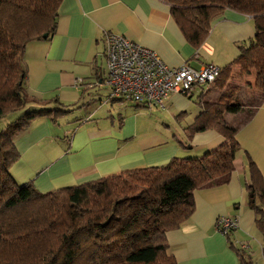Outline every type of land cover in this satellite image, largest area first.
I'll use <instances>...</instances> for the list:
<instances>
[{
  "label": "crops",
  "instance_id": "0c3cea01",
  "mask_svg": "<svg viewBox=\"0 0 264 264\" xmlns=\"http://www.w3.org/2000/svg\"><path fill=\"white\" fill-rule=\"evenodd\" d=\"M107 33L155 52L171 68L214 64L221 69L238 57L241 48L256 42L252 18L231 9H224L194 46L163 0H62L53 34L30 41L24 50L28 112L50 113L35 116L13 140L18 159L10 173L18 184L44 194L126 171L162 167L173 159L200 158L226 142L216 129L191 134L209 85L196 86L187 96L169 94L163 108L109 98ZM238 74L245 76L238 97L259 100L254 74L242 72L239 65L231 67L222 89L241 79ZM192 98L196 108L190 106ZM230 98L235 99L232 94ZM130 108L137 111L130 113ZM237 116L241 114H226L224 120L231 123ZM235 126L239 150L230 178L223 185L194 189L192 213L164 234L175 264H242L241 256L251 264L256 245L264 257V242L255 239L256 214L246 192L251 165L264 179V97L251 117ZM221 216L237 219L228 236L216 230ZM243 243L247 250L241 249Z\"/></svg>",
  "mask_w": 264,
  "mask_h": 264
},
{
  "label": "trees",
  "instance_id": "16d2710c",
  "mask_svg": "<svg viewBox=\"0 0 264 264\" xmlns=\"http://www.w3.org/2000/svg\"><path fill=\"white\" fill-rule=\"evenodd\" d=\"M163 1L194 46L224 9L252 18L256 42L241 48L238 57L220 69L217 80L227 79L231 67L239 65L242 72L254 74L258 103L242 109L230 95L222 96L225 104L204 101L191 134L216 129L226 142L200 158L173 159L162 167L126 171L44 194L18 184L10 173L18 159L15 136L35 116L50 113L27 112L0 132V264H175L164 243L165 232L192 213L194 189L223 185L230 178L239 150L237 127L223 115L244 114L246 122L264 97V0ZM61 2L0 0V118L30 102L23 95L24 50L30 41L53 34ZM255 167H249L246 192L264 242V179ZM99 185L104 188L98 192ZM241 260L249 264L243 256Z\"/></svg>",
  "mask_w": 264,
  "mask_h": 264
},
{
  "label": "built area",
  "instance_id": "2783aa9c",
  "mask_svg": "<svg viewBox=\"0 0 264 264\" xmlns=\"http://www.w3.org/2000/svg\"><path fill=\"white\" fill-rule=\"evenodd\" d=\"M106 58L105 83L109 98L136 105L163 108L169 94L188 95L196 86L210 85L220 75V68L206 64L194 69L184 64L177 68L165 65L157 54L119 35L104 37ZM237 219L218 217L216 230L228 236L236 229ZM246 243L241 249L247 250Z\"/></svg>",
  "mask_w": 264,
  "mask_h": 264
},
{
  "label": "rangeland",
  "instance_id": "374dc122",
  "mask_svg": "<svg viewBox=\"0 0 264 264\" xmlns=\"http://www.w3.org/2000/svg\"><path fill=\"white\" fill-rule=\"evenodd\" d=\"M238 76L241 77V79H236L234 82H231L229 84V87L226 90L225 89L224 90L222 89L223 86L221 87V83L224 84L229 77H227V79H225L224 81L217 80L214 83L210 84L209 85L210 86L209 91L203 97L205 99L204 101H208V102H216L217 101V102H219L221 104H225L226 101H225L224 97L232 94L235 97L234 100H231L232 103L233 104H236V105H241L242 106V109H247V108L251 107L252 105H254L255 102H256V100H257V99H254V96H252V97L251 96H246L244 98L238 97L237 91L239 89H244V84L243 83L245 81V79H244L245 76H242V74H238ZM235 84H238V86H235ZM221 95L224 96V97H222ZM209 97H212V99L209 100ZM33 100H37V99H33ZM37 101L39 102L40 100H37ZM189 102H190V106H193V107L196 108L197 100L195 98L189 99ZM25 103H26V101H25ZM28 109L29 108H28V102H27L23 106V108L21 110L17 111L16 113H14V114H11L10 113V114H8V115L0 118V132L2 130H4L5 127L8 124H10V121L19 118L20 115H22L24 113H27L28 112ZM129 110H130V113H135L137 111L136 109H131V108ZM225 115H226V113L223 115V119H224V116ZM131 117H134V116H128L127 118H131ZM243 118H244V114H241V116L234 117V120L231 123H229V122H227V123L229 125L235 126L240 121H242ZM134 119H136V118L134 117ZM177 133L179 135H181V133L179 131ZM103 188H104L103 185L96 186V190L98 192L101 191V190H103ZM256 233L257 234H256L255 239L257 241L258 240L261 241L260 234L258 232H256ZM130 243L132 245V248H135L136 247V244H134L133 241H130ZM253 251H254V254H253L252 258H251V264H264V257H262V255H261L260 247L258 245L254 246Z\"/></svg>",
  "mask_w": 264,
  "mask_h": 264
},
{
  "label": "water",
  "instance_id": "95a60500",
  "mask_svg": "<svg viewBox=\"0 0 264 264\" xmlns=\"http://www.w3.org/2000/svg\"><path fill=\"white\" fill-rule=\"evenodd\" d=\"M43 38H46V35H43Z\"/></svg>",
  "mask_w": 264,
  "mask_h": 264
},
{
  "label": "clouds",
  "instance_id": "9594fccd",
  "mask_svg": "<svg viewBox=\"0 0 264 264\" xmlns=\"http://www.w3.org/2000/svg\"><path fill=\"white\" fill-rule=\"evenodd\" d=\"M217 80V79H216ZM185 96H187V95H185Z\"/></svg>",
  "mask_w": 264,
  "mask_h": 264
}]
</instances>
